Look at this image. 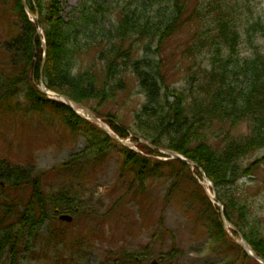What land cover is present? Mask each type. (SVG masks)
Masks as SVG:
<instances>
[{"label": "trees", "instance_id": "16d2710c", "mask_svg": "<svg viewBox=\"0 0 264 264\" xmlns=\"http://www.w3.org/2000/svg\"><path fill=\"white\" fill-rule=\"evenodd\" d=\"M24 1L32 13L39 14L43 37L26 13ZM247 5L248 13L239 19L238 4L229 0H82L77 21L65 22L58 0L14 1L18 33L6 46L12 70L0 75V103L4 99L9 103L23 89L27 111L51 106L71 131H84L87 144L59 165L61 178L67 179L61 187L52 184L47 189L43 184L45 176L57 168L33 174L0 159L1 181L12 188L31 187L22 207L0 198V264H20L25 254L33 256L36 249L53 251L41 245L59 235L51 221L64 211L73 215L83 211L77 203L78 191L87 184L90 166L101 161L113 145L122 155L120 179L134 197L141 195L147 178L158 181L164 173L170 179L197 183L190 197L198 203H188V208L196 212L194 222L203 224L218 249L221 257L214 264H261L228 234L219 206L197 180L203 178L202 168L215 185L227 219L264 259L260 219L238 193L240 180L264 162L262 156L248 165L242 163L264 148V19ZM107 14L113 16L110 28L105 26ZM189 21L197 28L185 47L193 64L182 87L170 86L163 73L162 48ZM43 38L47 57L42 73ZM95 48L102 62L99 74L78 67L80 54ZM127 74L134 77L145 98L134 114L135 132L98 108L129 88ZM41 75L49 90L89 106L121 138L133 134L138 150L112 139L64 103L49 99L38 87ZM243 123L248 125V134L238 133ZM157 147L178 152L197 166L192 170L181 160L160 159L167 155ZM3 185L0 182V189ZM176 253L174 248L161 259ZM123 256L138 261L133 251ZM112 261L121 264L120 257Z\"/></svg>", "mask_w": 264, "mask_h": 264}, {"label": "rangeland", "instance_id": "374dc122", "mask_svg": "<svg viewBox=\"0 0 264 264\" xmlns=\"http://www.w3.org/2000/svg\"><path fill=\"white\" fill-rule=\"evenodd\" d=\"M14 1L0 0V75L12 70L11 54L6 46L18 33ZM229 1L238 4L239 19L248 13V3L250 10L264 19V0ZM58 2L65 22L77 21L82 0ZM191 11L187 12L188 18ZM112 22L113 16L107 14L106 28H110ZM196 31L195 22L189 21L162 48L163 73L170 86L182 87L188 77L187 69L193 60L185 47ZM96 50L80 54V69L92 68L96 74L101 72L102 62L97 59ZM125 78L129 84L126 91L118 92L100 107L95 102L94 105L103 114H111V118H117L121 125L135 132L134 114L145 98L134 77L127 74ZM23 93L22 89L9 98V103L5 99L0 103V159L11 166L24 167L33 174L57 168L58 171L45 176L43 184L47 189L52 184L61 187L67 184V179L61 178L59 165L87 144L83 125L80 133L71 131L49 105H39L35 110L27 111L29 106L23 99ZM214 128L218 129L217 126ZM238 133H249L247 123L238 127ZM132 135V147L138 150L139 143ZM262 156L264 148L250 154L242 163L248 165ZM121 158L119 148L113 145L101 161L90 166L87 184L78 191L77 203L83 206V211L72 214L74 219L70 223L59 220L58 216L53 219L51 226L59 228V235L48 237V243L41 242L42 246L53 251L36 249L33 256L25 254L20 264H114L112 259L117 257L121 258V264H214L219 260L218 249L211 243L203 224L194 222L196 212L188 208V203H198L190 197L197 183L185 178L170 179L164 173L158 181L154 177L147 178L141 195L134 197L120 179ZM197 180L200 184L204 182L200 178ZM0 182L4 184L0 189L1 200H14L15 206L22 207L31 187L12 188L5 181ZM238 193L252 205L264 231V162L252 175L240 180ZM174 248H177L175 257L161 259L163 254ZM126 251H133L138 261L123 256Z\"/></svg>", "mask_w": 264, "mask_h": 264}, {"label": "water", "instance_id": "95a60500", "mask_svg": "<svg viewBox=\"0 0 264 264\" xmlns=\"http://www.w3.org/2000/svg\"><path fill=\"white\" fill-rule=\"evenodd\" d=\"M24 6H25V11L30 16L31 20L35 23V26L37 28V33L41 37H43L44 30L42 28V25L40 24L39 14L38 13L37 14H33L31 12L29 6L27 5V3L25 1H24ZM42 41H43V48H44V60H43V64H42V73H43V67H44V64H45L46 57H47V46H46L45 39H43ZM39 88L49 98L55 99V100H58V101H62L65 105L70 107L80 117H82V118H84V119H86V120H88L90 122H93L96 125H98L112 139H114L117 142H120V143L128 146L129 148H133L132 147L133 143L131 142L130 138H121L120 136H118L116 134V132L109 126V124H107L105 121H103L101 118H99L90 107L86 106L85 104H82V103H79V102H76V101L72 100L67 95L59 94V93L52 92V91L48 90L47 87H46V84H45V82L43 80L42 75H41ZM141 142L146 143V144H148L151 147H154V146H152V144L148 143L144 139H141ZM156 149H158L161 153H163V154L168 156V158H166V160L167 159L181 160V161L191 165V167L193 169L197 166L196 162H194L193 160L187 158L186 156H184V155H182V154H180L178 152H175V151L167 149V148H162V147H157ZM200 171L203 174L204 180L206 182L207 181L209 182L210 187L208 188V186H207V184L205 182H202V185L206 188L207 193L209 194L211 200L215 204H217L219 206L220 211H221L222 220L224 222L225 229L228 232V234L244 249V251L248 255H250L251 257H253L257 261H259L261 264H264V259L262 258V256H260L252 248V246L247 241L245 236L241 232H238L237 228L235 227V225L227 219V217L224 214V205H223V203L219 200V198L216 195L214 183L206 175L205 171L202 168H200ZM211 190H213V193H211ZM59 219L63 220V221H66V222H72L73 221V216L65 211V212H63V213H61L59 215ZM232 230L236 231L238 233V236L234 235Z\"/></svg>", "mask_w": 264, "mask_h": 264}, {"label": "bare ground", "instance_id": "6f19581e", "mask_svg": "<svg viewBox=\"0 0 264 264\" xmlns=\"http://www.w3.org/2000/svg\"><path fill=\"white\" fill-rule=\"evenodd\" d=\"M52 92H54L53 90H51ZM206 184H207V186H208V188L210 187V185H209V182L207 181H204Z\"/></svg>", "mask_w": 264, "mask_h": 264}]
</instances>
